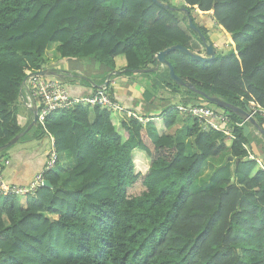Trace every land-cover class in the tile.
<instances>
[{
	"label": "trees",
	"instance_id": "obj_1",
	"mask_svg": "<svg viewBox=\"0 0 264 264\" xmlns=\"http://www.w3.org/2000/svg\"><path fill=\"white\" fill-rule=\"evenodd\" d=\"M159 1L169 8L152 0H0V147L25 133L23 83L46 70L54 46L60 59L99 64L104 79L154 69L156 55L173 46L203 54L201 35L213 41L183 21L182 9L210 20L229 49L206 63L171 52L176 75L208 97L264 109V0ZM142 76L179 98L160 117L77 105L20 138H53L59 159L69 153L73 166L59 162L44 174L52 188L0 197V264H264V156L251 157L250 123L226 111L230 136L189 116L172 133L180 107L221 109L176 85L166 67ZM154 90L144 92L151 104ZM255 119L264 129V118ZM9 151L0 154L2 168Z\"/></svg>",
	"mask_w": 264,
	"mask_h": 264
},
{
	"label": "crops",
	"instance_id": "obj_2",
	"mask_svg": "<svg viewBox=\"0 0 264 264\" xmlns=\"http://www.w3.org/2000/svg\"><path fill=\"white\" fill-rule=\"evenodd\" d=\"M213 43L215 44V42ZM47 57L48 65L45 69L50 73L55 72L59 76H51L48 78L62 83L72 96H86L94 92V90L102 88V84H100L101 81L105 82V86L110 83L111 94L125 109V112L121 115L123 118L131 115H140V117L150 116L151 118L160 117L169 106L174 105L177 99H179L172 96L169 89H152L154 77L147 78L141 76L142 74H140V76H134L135 74L123 75L122 72H119L118 74L112 73L107 79H104L99 64H93L91 61H84L82 64H77L75 61L60 59L56 51V46L48 51ZM163 68L164 67H159V70ZM112 75L114 77H112ZM147 89L150 91L154 90L156 94V100L153 104L144 99V92ZM28 98L29 86L28 83L25 82L18 105V112L19 122L26 130L32 124L34 115V109L28 107ZM188 125V116L182 114L178 119L176 128L172 130V133L177 130H182ZM36 126L37 125L33 126L29 130L32 137L37 135L35 131ZM247 130L252 137L251 157L261 159L262 156H264V140L258 129L253 125H248ZM49 141H51V138L49 140L47 138H41L27 140L26 142L19 141L16 145L11 147L8 153L10 164L8 166L6 164L3 165V168L0 166V171L7 182L16 186H28L32 183L36 175L42 173L44 170L50 148ZM225 159L226 158H222L214 162L215 169L211 173V178L215 176L219 168L223 166ZM59 166H73V160L69 153L60 155Z\"/></svg>",
	"mask_w": 264,
	"mask_h": 264
},
{
	"label": "built area",
	"instance_id": "obj_3",
	"mask_svg": "<svg viewBox=\"0 0 264 264\" xmlns=\"http://www.w3.org/2000/svg\"><path fill=\"white\" fill-rule=\"evenodd\" d=\"M29 86L28 107L38 111V125L45 127L47 118L53 112L67 111L77 105L89 107H103L120 114L125 109L114 99L113 95L106 88L102 87L87 96H72L65 86L57 80L32 76L27 81ZM251 115L264 118V109L260 106H249ZM183 114L198 119L205 123L208 128L218 130L230 136V126L232 125L229 114L225 110H218L206 106H195L190 108L180 107ZM143 124L149 120L141 118ZM60 162L59 153L55 146V141L51 138L50 155L42 173L36 175L35 179L28 186H16L7 182L2 172L0 173V197L26 196L35 194L39 188L44 186V174L56 170ZM7 166L9 162L5 163ZM1 169V168H0Z\"/></svg>",
	"mask_w": 264,
	"mask_h": 264
},
{
	"label": "water",
	"instance_id": "obj_4",
	"mask_svg": "<svg viewBox=\"0 0 264 264\" xmlns=\"http://www.w3.org/2000/svg\"><path fill=\"white\" fill-rule=\"evenodd\" d=\"M152 1L155 2L156 4L162 6V7L169 8V5H164L159 0H152ZM172 10H174V9H172ZM182 11L185 12L184 20L188 19L190 27L194 31L200 33V30L195 25V22H194L193 18L190 17L191 13L187 9H182ZM202 41H203V48L205 50L204 54H197V53L191 51L189 48H186V47H183V46H180V45L173 46V47H170V48L166 49L165 51H163V52H161V53L156 55L155 59H156V62L158 64V67H156L154 69H148V70H137V71H133V73L134 74L155 73V72H157L159 70V67H166L169 70L170 78L172 79V81L176 85H178L179 87H183L185 89L191 90V91H193L195 93H198V94L204 96L205 99H207L209 102L213 103L214 106L220 108L221 110H225V111H230V112L236 113L241 118H243L246 122L250 123L256 129H258L259 133L264 138V129H262L259 126L257 120L251 115V109H250L249 106H246L245 108L242 109V108H239V107H235L234 105L228 104V103L224 102L223 100L217 98L216 96L208 97L203 92L198 91L193 84L184 82V80L182 78H180L178 75H176L172 64L166 59V55L167 54H169L171 52H174V51H180V52L188 55L189 57H191V58H193L195 60H198L200 62H203V63L215 60L216 56H217V47L215 46V44L214 43L208 44L204 37L202 38ZM32 76H40V77H46V78L51 77V76L59 77L57 73H55V72L54 73H50L48 70H43L41 72L34 73L30 77H32ZM29 78H27L24 81V83L27 82ZM37 116H38V111L34 110L33 122L30 125V127L25 131L24 134L28 133L29 130L33 126L38 125ZM23 135L13 139L12 141L7 143L6 145L0 147V154L3 151H5V150L13 147L14 145H16L19 142L20 138L23 137ZM43 188H52V184L48 180H45Z\"/></svg>",
	"mask_w": 264,
	"mask_h": 264
},
{
	"label": "rangeland",
	"instance_id": "obj_5",
	"mask_svg": "<svg viewBox=\"0 0 264 264\" xmlns=\"http://www.w3.org/2000/svg\"><path fill=\"white\" fill-rule=\"evenodd\" d=\"M113 3L116 5V6H119L120 4V0H113ZM177 6L179 5L178 3L176 4ZM195 20L201 24L202 22V19L203 21L204 18L203 16H201L200 14H198L196 11H192L191 13ZM206 25L210 28V30L212 31L211 34H209V37L212 39L213 42H215L216 46L219 48L220 51H225V50H228V43H229V39L226 35H224L222 32L219 31V29L216 28V26L214 24H211V21L210 20H206L205 21ZM213 25V26H212ZM197 53V52H196ZM198 54V53H197ZM134 76H140V74H135ZM142 76V75H141ZM214 107V106H213ZM191 118V117H190ZM151 135L155 138L156 137V134L154 132V130H151ZM147 166H148V163L147 162H142L140 164V166L138 165V168L142 169V171L146 170L147 169ZM217 177L216 176H213L212 178H210L208 180V185H212L215 181H216Z\"/></svg>",
	"mask_w": 264,
	"mask_h": 264
},
{
	"label": "flooded vegetation",
	"instance_id": "obj_6",
	"mask_svg": "<svg viewBox=\"0 0 264 264\" xmlns=\"http://www.w3.org/2000/svg\"><path fill=\"white\" fill-rule=\"evenodd\" d=\"M190 17L191 18H193V20H194V22H195V25L196 26H199V27H203L205 30H207V33H208V35L209 34H211L212 33V31L210 30V28L206 25V23H205V21H203V19H202V23L201 24H199L196 20H195V18H194V16L191 14L190 15ZM183 21H185L188 25H189V21H188V19L187 20H184V17H183ZM190 26V25H189ZM213 26V25H212ZM200 30V29H199ZM198 33V32H197ZM198 34H201V30H200V33H198ZM205 38V40H206V42L208 43V44H210L211 43V41H207V39H206V37L204 36V35H201V38ZM202 46H203V41H202ZM217 50H218V48H217ZM205 53V50L203 51V54Z\"/></svg>",
	"mask_w": 264,
	"mask_h": 264
}]
</instances>
